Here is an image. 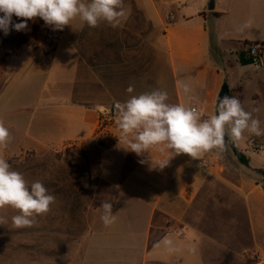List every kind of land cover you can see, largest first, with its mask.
<instances>
[{
    "label": "crops",
    "instance_id": "0c3cea01",
    "mask_svg": "<svg viewBox=\"0 0 264 264\" xmlns=\"http://www.w3.org/2000/svg\"><path fill=\"white\" fill-rule=\"evenodd\" d=\"M192 1L124 0L127 19L116 28L103 21L92 28L76 18L67 32L59 30L49 53L22 47L0 60V101L20 74L27 79L28 97L15 111H27L28 121L15 124V132L26 134L33 148L80 144L96 173L93 231L83 238L77 264H264V136L245 131L263 142L255 153L237 148L246 166L213 150L200 160L174 156L163 169L154 165L166 152L156 147L138 156L117 137L116 102L159 89L168 103L195 106L206 119L216 113L223 83L241 87L243 107L264 129V0H213L212 10L204 8L209 0ZM251 2L261 7L258 14L238 21L252 29L249 37L246 25L245 32L231 29L236 22L229 14L232 6L251 9ZM242 41L262 45L256 64L241 62ZM66 51L57 73L56 57ZM41 52L52 53L47 63ZM178 81L190 85L194 99ZM105 108L112 124L99 123ZM105 199L115 215L107 227L100 219ZM165 236L176 251L157 247Z\"/></svg>",
    "mask_w": 264,
    "mask_h": 264
},
{
    "label": "clouds",
    "instance_id": "9594fccd",
    "mask_svg": "<svg viewBox=\"0 0 264 264\" xmlns=\"http://www.w3.org/2000/svg\"><path fill=\"white\" fill-rule=\"evenodd\" d=\"M0 30L4 34L14 29L17 32L28 29V21L39 17L46 26L53 30H63L76 18L89 27H98L100 22H107L116 28L127 19L124 0H0ZM20 22H15L13 17ZM178 87L190 100L192 88L188 83L178 81ZM128 93L134 91L129 85ZM168 94L163 90L131 96L125 102H116L113 106L115 123L119 130V144L127 151L138 156L150 148H159L166 156L155 163L160 169L165 168L172 157L187 154L193 160L213 150L219 155L225 150L226 134L233 141L239 140L245 131L257 137L264 136L261 121L247 111L236 96H224L219 100L216 114L202 119V112L195 106L170 104ZM253 111H259L254 109ZM10 142V131L0 121V147ZM56 201L40 180L29 184L24 176L0 157V209L10 207L18 214L11 217L15 228L32 227L38 216L47 214ZM100 217L104 226L115 222L111 200H102ZM0 216V225L6 223ZM164 245L167 251L174 252L176 247L168 236L157 243Z\"/></svg>",
    "mask_w": 264,
    "mask_h": 264
},
{
    "label": "rangeland",
    "instance_id": "374dc122",
    "mask_svg": "<svg viewBox=\"0 0 264 264\" xmlns=\"http://www.w3.org/2000/svg\"><path fill=\"white\" fill-rule=\"evenodd\" d=\"M200 1L202 0L190 3ZM251 3V9L248 10L246 7L235 9L232 6L229 14L232 23L236 22L235 28L231 29L240 33L245 32L246 25L249 37L252 36V29L246 23L242 25L238 21L241 18L252 19L258 14L256 11L261 7L255 10L254 7L259 5ZM48 27L50 26H46L39 17L34 21H28V29L23 34L25 42L20 48H43L44 52L49 53L55 41L45 39L44 31ZM63 29L65 33L69 27ZM239 51L241 62L250 64L245 48L240 46ZM11 52L13 51L6 45H1L0 60L4 61ZM51 54L45 55L41 52L40 60L43 58V61L47 63ZM68 54L69 51H66L57 55L54 63L57 73H60L61 65L67 60ZM2 79H0V86L3 83ZM229 80L231 82L232 78L230 77ZM26 82L27 79L20 74L3 93L0 101V121H3L10 131V142L6 147H0V157L11 165L12 170L20 172L29 184L36 180L43 182L49 192L55 195L56 201L50 206L51 210L47 214L38 216L34 225L26 228L13 227L11 217L18 214L15 209L10 207L0 209V216L7 221L4 226L0 225V264H77L81 250L86 245L83 238L93 231L92 198L94 190L99 187L96 173L89 164L86 150L80 144L69 143L60 148H33L26 134L15 132L13 127L15 124L21 128L28 121L27 111H15V106L28 97L24 92ZM247 95L248 91L245 97ZM248 104L245 102V105ZM208 117L205 116L206 119ZM113 121L110 115L108 121L103 124H112ZM225 138V150L219 155L225 160L232 159V162L241 164L231 150L233 144L229 142L226 135ZM232 142L236 151L238 148L241 151L245 150V153H248L245 148L246 145L247 147L250 145L249 143L257 148L263 144L262 141L249 137V134L245 132L239 140H232ZM240 153L248 165L247 156Z\"/></svg>",
    "mask_w": 264,
    "mask_h": 264
},
{
    "label": "trees",
    "instance_id": "16d2710c",
    "mask_svg": "<svg viewBox=\"0 0 264 264\" xmlns=\"http://www.w3.org/2000/svg\"><path fill=\"white\" fill-rule=\"evenodd\" d=\"M3 13H0V16H2ZM13 20L15 22H20L15 16L13 17ZM25 31V30H24ZM24 31L17 32L14 29L9 31V34L5 35L3 30H0V46L6 45L9 50L16 51L20 48L22 44H24L25 40L23 38ZM250 44H255L254 42H247L242 41L241 46L246 47ZM243 63H248L244 62ZM241 92V87H237L235 89L229 88L225 83L222 84L220 87V90L218 92L217 98H216V106H218L219 100L222 99L224 96H236L240 99L239 93ZM226 141V138L224 137V142ZM232 152L238 157V160L241 164L246 165L247 161L244 159L243 155L236 151V148L232 145L231 146ZM264 174V172H261Z\"/></svg>",
    "mask_w": 264,
    "mask_h": 264
},
{
    "label": "built area",
    "instance_id": "2783aa9c",
    "mask_svg": "<svg viewBox=\"0 0 264 264\" xmlns=\"http://www.w3.org/2000/svg\"><path fill=\"white\" fill-rule=\"evenodd\" d=\"M59 36H60V31L59 30H53V27H51V26L48 27L44 31V37L47 41H56V40H58ZM245 50H246V53L248 54V56L250 58V64L251 65L256 64L260 58L262 45H260L259 43L250 44V45L245 47ZM100 114H101V117H100L99 123L104 125L103 123L107 122L109 117H110V111L107 108H105L100 112ZM249 144H250L249 147H250V150L252 151V153L257 152L258 148L251 143H249Z\"/></svg>",
    "mask_w": 264,
    "mask_h": 264
},
{
    "label": "water",
    "instance_id": "95a60500",
    "mask_svg": "<svg viewBox=\"0 0 264 264\" xmlns=\"http://www.w3.org/2000/svg\"><path fill=\"white\" fill-rule=\"evenodd\" d=\"M207 10H212L213 9V0H209L208 4L206 5ZM217 108V107H216ZM262 179L264 180V174L260 173Z\"/></svg>",
    "mask_w": 264,
    "mask_h": 264
}]
</instances>
